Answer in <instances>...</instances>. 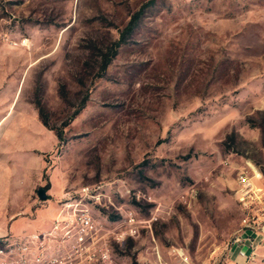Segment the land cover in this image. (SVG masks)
Returning <instances> with one entry per match:
<instances>
[{"label": "rangeland", "instance_id": "1", "mask_svg": "<svg viewBox=\"0 0 264 264\" xmlns=\"http://www.w3.org/2000/svg\"><path fill=\"white\" fill-rule=\"evenodd\" d=\"M145 1L0 0V132L39 167L19 220L88 185L102 224L138 218L116 264H264V221L232 256L247 162L264 190V0H152L115 46Z\"/></svg>", "mask_w": 264, "mask_h": 264}, {"label": "built area", "instance_id": "2", "mask_svg": "<svg viewBox=\"0 0 264 264\" xmlns=\"http://www.w3.org/2000/svg\"><path fill=\"white\" fill-rule=\"evenodd\" d=\"M261 171L247 162L237 174L239 199L243 204V232L235 241L253 248L259 224L264 221L260 202L264 190L255 185ZM78 197L68 196L59 205L58 214L49 227L18 236H0V264H116L111 240L122 241L134 236L138 218L133 209L113 224L99 222L92 209L82 202L85 197L98 202L101 192L82 185ZM264 218V216H263ZM261 231H264V225Z\"/></svg>", "mask_w": 264, "mask_h": 264}, {"label": "crops", "instance_id": "3", "mask_svg": "<svg viewBox=\"0 0 264 264\" xmlns=\"http://www.w3.org/2000/svg\"><path fill=\"white\" fill-rule=\"evenodd\" d=\"M2 123L4 122H0V125ZM20 128L23 127L19 126ZM30 137L31 134L25 132H0V140L4 141L0 143V235L45 229L59 212V207L53 206L37 211L35 216H23L19 220V208L31 210L33 204L23 199L19 200V193L30 190L37 182L39 173L38 165L32 167L25 163L24 140ZM247 249L249 248L246 242L236 244L234 247L236 254H232L233 259L240 258L248 251Z\"/></svg>", "mask_w": 264, "mask_h": 264}, {"label": "trees", "instance_id": "4", "mask_svg": "<svg viewBox=\"0 0 264 264\" xmlns=\"http://www.w3.org/2000/svg\"><path fill=\"white\" fill-rule=\"evenodd\" d=\"M152 2V0H147L144 3L141 4V6L136 10V12L133 14V16L131 17V19L128 21V23L125 25V27L123 28L120 37L118 38V40L115 42V46H118L120 43H122L124 41V37L125 35L129 32L132 31V29L134 28L136 19L139 17V15L141 14V12L144 10L145 7H147L148 5H150V3ZM116 49V47H115ZM110 57L109 56H105L103 58V67H105L109 61ZM44 123H46L45 121H43ZM57 136L60 137V134L57 132Z\"/></svg>", "mask_w": 264, "mask_h": 264}, {"label": "water", "instance_id": "5", "mask_svg": "<svg viewBox=\"0 0 264 264\" xmlns=\"http://www.w3.org/2000/svg\"><path fill=\"white\" fill-rule=\"evenodd\" d=\"M38 196H39L41 199L46 198L44 188L40 187V188L38 189Z\"/></svg>", "mask_w": 264, "mask_h": 264}]
</instances>
